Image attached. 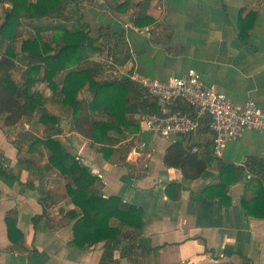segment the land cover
I'll return each instance as SVG.
<instances>
[{
    "label": "crops",
    "instance_id": "crops-1",
    "mask_svg": "<svg viewBox=\"0 0 264 264\" xmlns=\"http://www.w3.org/2000/svg\"><path fill=\"white\" fill-rule=\"evenodd\" d=\"M121 3V10H115ZM79 10L92 37L101 26H109L110 35L122 33L118 37L104 31L95 42L98 50L89 53L87 63L98 81H115L112 69H135L161 81L194 70L204 84L214 85L236 105L253 101L264 111V0H79ZM143 16L151 23H134ZM145 27L149 36L137 31ZM245 28L248 35L241 40ZM17 52L12 79L22 86L25 61ZM63 77H56L59 86ZM34 89L45 99L52 96L44 82ZM78 97L91 100L92 93L83 89ZM132 99L142 104V96ZM49 110L59 119L60 131L52 137L97 176L101 195L119 197L122 209L133 205L142 211L139 231L111 220L121 241L107 264H264V218L249 216L243 207L259 192L246 162L264 157V132L245 130L217 158L207 121L191 136L162 137L142 129L141 117L151 112L138 107L127 119L139 130L123 127L119 143L104 158L100 144L71 131L69 113L62 107ZM99 115L96 119L107 120ZM50 131L38 122L37 113L9 129L0 121V167L15 177L13 182L0 177V264H101L105 241L83 249L71 245L75 220L68 214L79 211L66 192L69 180L47 168L44 147L28 151L34 138ZM173 143L205 163L203 174L186 179L180 169L165 166V152ZM224 165L236 170L233 182L228 181L229 203L204 192L220 183ZM260 186L264 192V183ZM7 215L16 218L23 235L18 244L7 237ZM33 217H40L35 225ZM127 245L134 247L123 250Z\"/></svg>",
    "mask_w": 264,
    "mask_h": 264
},
{
    "label": "trees",
    "instance_id": "trees-1",
    "mask_svg": "<svg viewBox=\"0 0 264 264\" xmlns=\"http://www.w3.org/2000/svg\"><path fill=\"white\" fill-rule=\"evenodd\" d=\"M10 7L3 13L0 22V46L7 42L0 52V121L3 128H13L27 114L37 113L38 122L48 127L50 133L43 138H34L28 146L29 152L40 147L47 150V168L55 169L69 180L66 192L72 204L78 209L68 215L75 220L72 226L73 247L83 249L98 242L107 243L101 257V264L111 260L112 252L119 246V230L111 226V220L116 219L125 226L141 230L143 215L140 208L130 205L122 209L121 199L117 196L103 197L97 188L98 178L89 168L83 165L79 158L69 153L63 144L52 137L59 133V119L54 110L62 107L70 114L71 131L100 144L104 158H108L113 147L123 136V127L129 132L139 130L127 119V115L135 108L142 107L151 113H157L156 102L137 85L128 80L101 82L96 79V71L89 66V53L97 51L98 42L105 33L110 32L109 26L97 29V37L91 36L88 23L82 22L79 10V0H0ZM123 3L116 5L115 10H121ZM66 11L70 16H66ZM135 24H150L147 17H138ZM142 23V24H141ZM23 29L25 31H23ZM27 30V31H26ZM249 28L241 29L239 38L245 40ZM23 33L27 37H23ZM110 36H122V33H112ZM20 41V53L24 58V82L17 85L12 79L16 68L17 53L14 42ZM64 73L63 80L56 82V77ZM38 82H44L51 90L48 99L34 89ZM87 89L92 93L91 100L79 98L80 91ZM142 96V104L132 102V97ZM180 112L188 110L186 105ZM178 110V109H177ZM100 114V115H99ZM107 116V120L96 119V116ZM167 167L180 169L186 179H195L206 170V165L198 159L195 153L180 143H173L165 152L163 158ZM246 166L255 174L253 181L259 187L254 202H243V207L249 216L264 218V157L250 158ZM221 180L218 185L207 188L206 197L220 196L222 201L229 203L227 197L228 184L233 182L236 170L233 165H224ZM231 175L228 180L226 177ZM0 177L13 182L15 177L0 167ZM228 181H230L228 183ZM172 187V186H170ZM261 202L260 204H258ZM40 217H33V224ZM7 237L10 242H22L23 235L16 227L13 215L5 217ZM134 245H127L123 250H129ZM248 264V263H242Z\"/></svg>",
    "mask_w": 264,
    "mask_h": 264
},
{
    "label": "built area",
    "instance_id": "built-area-1",
    "mask_svg": "<svg viewBox=\"0 0 264 264\" xmlns=\"http://www.w3.org/2000/svg\"><path fill=\"white\" fill-rule=\"evenodd\" d=\"M137 31L144 36L150 35L148 27ZM108 64L112 66L113 63ZM115 70L112 69L115 81L128 80L137 85L158 106L157 113L141 117L143 130L162 137L191 136L207 121L212 133V154L217 158L221 157L225 145L240 138L245 130L264 132V111L253 101L236 105L214 85L204 84L194 70L167 81L149 78L135 69ZM179 104L186 105L188 110L180 112L176 109Z\"/></svg>",
    "mask_w": 264,
    "mask_h": 264
},
{
    "label": "rangeland",
    "instance_id": "rangeland-1",
    "mask_svg": "<svg viewBox=\"0 0 264 264\" xmlns=\"http://www.w3.org/2000/svg\"><path fill=\"white\" fill-rule=\"evenodd\" d=\"M10 7V5L8 4V3H4V2H1L0 3V22L2 21V19H3V13H4V11L6 10V9H8ZM66 16L67 17H69L70 16V12L69 11H66ZM23 31H25L24 29H23ZM27 31V30H26ZM24 35H23V37H27V34L26 33H23ZM20 41H21V39H19V40H16L13 44H14V50L17 52V51H19V47H20ZM7 42H4L3 43V45H1L0 46V52L1 51H3L4 49V45L6 44ZM17 55H19L18 54V52H17ZM34 117H36V116H34Z\"/></svg>",
    "mask_w": 264,
    "mask_h": 264
},
{
    "label": "water",
    "instance_id": "water-1",
    "mask_svg": "<svg viewBox=\"0 0 264 264\" xmlns=\"http://www.w3.org/2000/svg\"><path fill=\"white\" fill-rule=\"evenodd\" d=\"M208 117H209V115H208Z\"/></svg>",
    "mask_w": 264,
    "mask_h": 264
}]
</instances>
